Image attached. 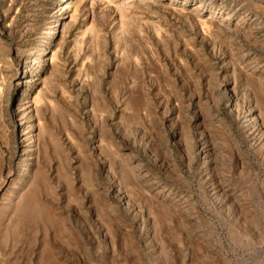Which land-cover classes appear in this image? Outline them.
<instances>
[{
  "label": "rangeland",
  "instance_id": "374dc122",
  "mask_svg": "<svg viewBox=\"0 0 264 264\" xmlns=\"http://www.w3.org/2000/svg\"><path fill=\"white\" fill-rule=\"evenodd\" d=\"M0 264H264V0H0Z\"/></svg>",
  "mask_w": 264,
  "mask_h": 264
},
{
  "label": "bare ground",
  "instance_id": "6f19581e",
  "mask_svg": "<svg viewBox=\"0 0 264 264\" xmlns=\"http://www.w3.org/2000/svg\"><path fill=\"white\" fill-rule=\"evenodd\" d=\"M158 204V203H157ZM157 204H156V206H157ZM169 206V205H168ZM173 209V208H172ZM174 214V213H173Z\"/></svg>",
  "mask_w": 264,
  "mask_h": 264
}]
</instances>
